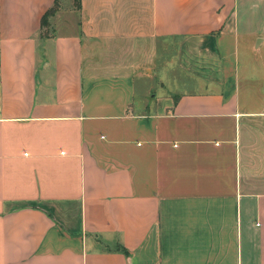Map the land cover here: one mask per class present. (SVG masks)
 I'll list each match as a JSON object with an SVG mask.
<instances>
[{
    "label": "crops",
    "instance_id": "0c3cea01",
    "mask_svg": "<svg viewBox=\"0 0 264 264\" xmlns=\"http://www.w3.org/2000/svg\"><path fill=\"white\" fill-rule=\"evenodd\" d=\"M54 1L0 0V264H264V0Z\"/></svg>",
    "mask_w": 264,
    "mask_h": 264
},
{
    "label": "rangeland",
    "instance_id": "374dc122",
    "mask_svg": "<svg viewBox=\"0 0 264 264\" xmlns=\"http://www.w3.org/2000/svg\"><path fill=\"white\" fill-rule=\"evenodd\" d=\"M73 2H75L74 0H71ZM76 3V2H75ZM246 5H247V1H246ZM241 62H243V59H246L247 58V54L244 53L245 52V49L243 48V46L241 45ZM257 55H258V58L259 59H262L264 58V43H262V45L260 46V48L258 49L257 51ZM159 68V65L156 63L155 66H154V73L157 72V69ZM168 74H171L172 76L175 74V71L172 69H168ZM152 72V75L154 74ZM173 73V74H172ZM139 83V86L137 85V89H142V86L145 90H149V88H152L153 89V92L154 93L155 91L159 92V91H162V90H165L166 88L169 87L170 83H169V80L167 78H159L157 79L155 77V75L152 76V78H150V82H147V83H142V80L141 81H137ZM143 91V90H142Z\"/></svg>",
    "mask_w": 264,
    "mask_h": 264
},
{
    "label": "trees",
    "instance_id": "16d2710c",
    "mask_svg": "<svg viewBox=\"0 0 264 264\" xmlns=\"http://www.w3.org/2000/svg\"><path fill=\"white\" fill-rule=\"evenodd\" d=\"M55 8H56V0L54 1L53 5L47 9L45 14L43 15V18H45L48 14L54 12Z\"/></svg>",
    "mask_w": 264,
    "mask_h": 264
}]
</instances>
